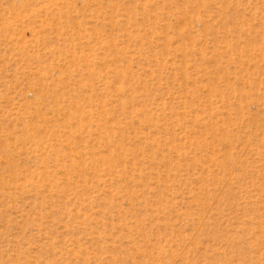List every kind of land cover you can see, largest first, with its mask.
I'll return each instance as SVG.
<instances>
[{
  "label": "rangeland",
  "instance_id": "rangeland-1",
  "mask_svg": "<svg viewBox=\"0 0 264 264\" xmlns=\"http://www.w3.org/2000/svg\"><path fill=\"white\" fill-rule=\"evenodd\" d=\"M0 264H264V0H0Z\"/></svg>",
  "mask_w": 264,
  "mask_h": 264
}]
</instances>
